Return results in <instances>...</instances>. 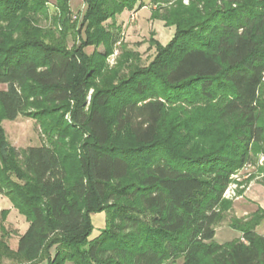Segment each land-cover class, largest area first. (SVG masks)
<instances>
[{
	"label": "trees",
	"instance_id": "trees-1",
	"mask_svg": "<svg viewBox=\"0 0 264 264\" xmlns=\"http://www.w3.org/2000/svg\"><path fill=\"white\" fill-rule=\"evenodd\" d=\"M83 1L70 49L30 29L26 14L39 0H0V20L11 22L0 28V194L30 224L15 251L0 238V264H264L263 209L251 223L233 221L240 238L214 241L232 176L264 145V0L156 8L173 39L152 38L156 54L142 69L125 45L114 71L105 28L146 6ZM20 117L51 142L12 147L1 121ZM124 132L130 144L117 143Z\"/></svg>",
	"mask_w": 264,
	"mask_h": 264
},
{
	"label": "rangeland",
	"instance_id": "rangeland-1",
	"mask_svg": "<svg viewBox=\"0 0 264 264\" xmlns=\"http://www.w3.org/2000/svg\"><path fill=\"white\" fill-rule=\"evenodd\" d=\"M60 1L63 0H39L40 6L33 11H27L26 19L30 23V29L38 34V36H42L46 43H50L51 39L59 38L60 41L64 40L68 48L72 49L74 44L75 46L79 45L75 34L83 18H85L87 6L83 0H65L63 3L67 6L66 11L61 8ZM195 1L198 0H158L157 5H155L153 4V0H142L146 8L139 13H130L128 9L123 10L116 16L115 20L112 19L107 24H116V28L118 29H111L108 26L105 28L109 32V40L112 41V48L114 50L111 56L106 58L105 68L114 71L120 66L125 56V45H127V51L134 50V52L140 54V58L130 59L132 65L141 69L147 67L153 61L156 54V49L151 47L150 40L153 38L163 46H166L173 39L176 32L175 27H167L162 21L153 19L152 11L156 8H172L173 5L189 9ZM201 4L203 8H200L202 5L199 8L204 9L206 1L201 0ZM139 5L137 4L136 7H139ZM0 10L4 11V5L0 6ZM9 25H11L10 21L5 19L0 20V28H8ZM109 47L108 45H101L98 50L100 53L106 54L107 49H110ZM93 52V48L92 50H88L89 54ZM124 71L128 72L130 69L126 68ZM4 88L0 86V90ZM261 94L264 103V85ZM111 111L112 108L108 110V116L111 115ZM261 123L264 125V107L261 109ZM1 126L5 131L7 141L12 147L26 148L51 142V138L44 135L42 127L40 128L33 119L25 117H20L17 121L4 119L1 121ZM68 140L71 141L70 139ZM171 141L173 143L174 139H171ZM130 142V136L125 132L120 134L117 140V143L120 144H130ZM250 157L248 163L236 171V177L232 178V185L236 187L235 192L239 199H225L232 205L222 208L223 219L216 226V236L214 239L218 244H226L240 238L242 234L240 231L233 229V221L238 222L240 220L251 223L255 219L257 211L261 209L259 208L253 212L256 207L253 206L250 209L251 206H249L248 210L241 204L245 202V195L251 187L257 183L264 185V145L255 146ZM0 210V238L4 237L8 245L12 249H16L19 244V236L25 234L29 228V221L14 208L11 200L3 195H0ZM244 213L247 215L243 216ZM258 215L263 217L264 212L261 211ZM98 221V216L93 218V224L97 227ZM258 222L260 225L256 231L259 234H264V219L261 218ZM182 263L183 261L179 260L175 263L165 264Z\"/></svg>",
	"mask_w": 264,
	"mask_h": 264
},
{
	"label": "crops",
	"instance_id": "crops-1",
	"mask_svg": "<svg viewBox=\"0 0 264 264\" xmlns=\"http://www.w3.org/2000/svg\"><path fill=\"white\" fill-rule=\"evenodd\" d=\"M142 11V10H141ZM1 195V194H0ZM245 202L241 203L244 208L246 207V209L249 210V206L250 209L254 206L256 207V209L253 211L255 212L257 209L261 208L264 210V185L262 184H255L253 187H251L249 189V192L246 193L245 195V199H244ZM236 206V205H235ZM235 206H233V208H235ZM237 207V206H236ZM1 211V210H0ZM246 213L243 214V216L245 215ZM247 215V214H246ZM99 218V221H98V227L94 225L95 229L93 230L94 231V234H93V237H97L99 234H100V231L105 227V224H106V215L105 213H102V214H97V215H94L92 217V220L94 217H97ZM239 216V215H238ZM10 237V236H9ZM11 248V247H10ZM12 249V248H11ZM17 249V248H16ZM15 248H13L12 250H16ZM2 264H13L11 263L10 261L8 260H4Z\"/></svg>",
	"mask_w": 264,
	"mask_h": 264
},
{
	"label": "built area",
	"instance_id": "built-area-1",
	"mask_svg": "<svg viewBox=\"0 0 264 264\" xmlns=\"http://www.w3.org/2000/svg\"><path fill=\"white\" fill-rule=\"evenodd\" d=\"M235 178V174L232 176V178ZM235 189L236 187L232 185L229 186V188L226 190L225 194H224V199H228V200H232V199H236L238 200L239 198L237 197L236 195V192H235Z\"/></svg>",
	"mask_w": 264,
	"mask_h": 264
}]
</instances>
